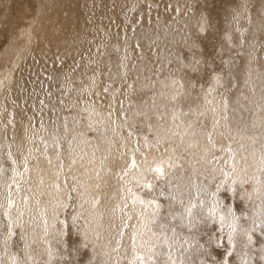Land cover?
I'll list each match as a JSON object with an SVG mask.
<instances>
[{
	"label": "rangeland",
	"instance_id": "rangeland-1",
	"mask_svg": "<svg viewBox=\"0 0 264 264\" xmlns=\"http://www.w3.org/2000/svg\"><path fill=\"white\" fill-rule=\"evenodd\" d=\"M47 1L0 0V264H264V0Z\"/></svg>",
	"mask_w": 264,
	"mask_h": 264
},
{
	"label": "bare ground",
	"instance_id": "bare-ground-1",
	"mask_svg": "<svg viewBox=\"0 0 264 264\" xmlns=\"http://www.w3.org/2000/svg\"><path fill=\"white\" fill-rule=\"evenodd\" d=\"M46 1H47V0H46ZM51 1H52V0H51ZM54 1H55V0H54ZM54 1H52V2H54ZM78 1H79V0H78ZM91 1H92V0H91ZM49 2H50V1L48 0L46 3L49 4ZM52 2H51V4H52ZM25 3H26V2H25ZM25 3H24V4H25ZM46 3H45V5H46ZM54 3H55V2H54ZM54 3H53V4H54ZM59 3H60V2H59ZM89 3H90V2H89ZM48 4H47V5H48ZM56 4H57V3H56ZM37 5H38V4H37ZM45 5H43V6H45ZM50 6H51V5H50ZM58 6H59V5H58ZM75 6L77 7V5H75ZM79 6H80V5H79ZM37 7H38V6H37ZM59 7H60V6H59ZM82 7H83V4H82ZM44 8H45V7H44ZM51 8H54V10H55L56 7H55V6H54V7L51 6ZM51 8H50V10H51ZM77 8H78V7H77ZM77 8H76V9H77ZM80 8H81V7H80ZM37 9H38V11H39L40 8H36V10H37ZM46 9H47V8H46ZM71 9H72V8H71ZM25 10H26V9H25ZM25 10H24V11H25ZM27 10H28V9H27ZM27 10H26V11H27ZM58 10H59V9H58ZM58 10H56V11H58ZM60 10H61V9H60ZM26 11H25V12H26ZM45 11L49 12L48 10H45ZM56 11H55V13H58V12H59V11H58V12H56ZM32 12H33V11H32ZM34 12H35V11H34ZM71 12H73V11H71ZM75 12H76V11H75ZM36 13H37V12H36ZM44 13H45V12H44ZM51 13H52V12H51ZM55 13H53V14H55ZM65 13H66V12H65ZM37 14H38V13H37ZM37 14H36V15H37ZM45 14H46V13H45ZM48 14H49V13H48ZM53 14H51V16H52ZM69 14H72V13H69ZM69 14H68V16H69ZM73 14H74V13H73ZM34 15H35V13H34ZM58 15H59V14H58ZM58 15H57V16H58ZM14 16H15V15H14ZM29 16H31V15H29ZM71 16H72V15H71ZM15 17H16V16H15ZM55 17H56V16H54V19L56 20ZM17 18H18V17H17ZM23 18H24V17H23ZM23 18H22V19H23ZM59 18H60V17H57V19H59ZM15 19H16V18H15ZM18 19H19V18H18ZM31 19H32V18H31ZM45 19H46V22H43V20H42V22H41V19L39 20L40 22H38L39 24L42 23L43 25L39 26V24H36V25L33 27L34 31L31 29L32 33L36 34V39H38V38H44V36L48 37V30H49V29L46 28V24H47V25L49 24V27H50V21L47 23V17H46V16H45ZM50 19H52V18L50 17ZM63 19H64V18H62V20H63ZM68 19H69V17H68ZM19 20H20V19H19ZM33 20H34V19H32V21H33ZM65 20H66V19H65ZM16 21H17V20H16ZM52 21H53V20H51V22H52ZM63 21H64V20H63ZM63 21H62V22H63ZM53 22H55V21H53ZM58 22H59V21H58ZM65 22H66V21H65ZM24 23H25V22H24ZM30 23H31V22H28V23H27V26H29ZM66 23H67V22H66ZM72 23H73V22H72ZM72 23H71V24H72ZM15 24H16V23H15ZM53 24H54V23H53ZM56 24H61V23H57V22H56ZM62 25H63V24H62ZM65 25H67V24H65ZM69 25H70V24H69ZM69 25H68V26H69ZM73 25H74V24H73ZM27 26H26V27H27ZM71 27H72L71 29H73V26H71ZM59 28H61V26H60ZM59 28H58V29H59ZM75 28H76V27H75ZM77 28H78V26H77ZM79 28H80V27H79ZM22 29H23V28H22ZM58 29H57V30H58ZM61 29H62V28H61ZM68 29H70V27H69ZM90 29H91V28H90ZM5 30H6V29H5ZM59 30H60V29H59ZM65 30H66V29H65ZM73 30H74V29H73ZM73 30H71V31L73 32ZM79 30H80V29H79ZM8 31H9V30H8ZM19 31H20V30H19ZM19 31H17V32H19ZM53 31L56 32L55 30H53ZM60 31H61V30H60ZM77 31H78V30H77ZM81 31H82V30H81ZM90 31H91V30H90ZM65 32H66V31H65ZM79 32H80V31H79ZM19 33H21V31H20ZM69 33H70V31H69ZM64 34H65V33H64ZM77 34H79V33H77ZM67 35H68V34H66V36H67ZM70 35H72V33H71ZM70 35H69V38H70ZM75 35H76V34H75ZM82 35H83V32H82ZM58 36H59V35H58ZM66 36L64 35V37H66ZM72 36H73V35H72ZM8 37H9V36H8ZM60 37H61V36H60ZM60 37H59V38H60ZM64 37H61V39H63ZM81 38H82V37H81ZM85 38H86V35H85ZM66 39H68V38H66ZM66 39H65V40H66ZM70 39H71V38H70ZM73 39H74V38H73ZM76 39H78V38L76 37ZM41 40H42V39H41ZM71 40H72V39H71ZM81 40H82V39H81ZM84 40H85V39H84ZM60 41H61V40H60ZM66 41H67V40H66ZM69 41H70V40H69ZM72 41L74 42V40H72ZM72 41H71V42H72ZM40 42H42V41H40ZM58 42H59V41H58ZM76 42L81 43V42H79V41H76ZM84 42H85V41H84ZM62 43H63V42H62ZM74 43H75V42H74ZM42 44L44 45V43H42ZM53 44H55V43L53 42ZM56 44H57V43H56ZM59 44H60V43H59ZM57 45H58V44H57ZM57 45H56V47H57ZM65 45H68V43H67V44L65 43ZM72 45L74 46V44H72ZM77 45H78V44H77ZM77 45H76V46H77ZM80 45H81V44H80ZM40 46H42V45H40ZM40 46H39V47H40ZM44 46H46V45H44ZM53 46H54V45H53ZM32 47H35V45H32ZM42 47H43V46H42ZM47 47H48V46H47ZM65 47H66V46H65ZM74 47H75V46H74ZM74 47H73V49H74ZM78 47H79V46H77V48H78ZM37 48H38V47H37ZM44 48H45V47H44ZM60 48L62 49V48H64V47H60ZM68 48H69V46H68ZM71 48H72V47H71ZM71 48H69V49H71ZM47 49L50 50L49 48H47ZM52 49H54V50L57 51L58 48H57V49H56V48H52ZM33 50H34V49H33ZM33 50H32V51H33ZM60 51H61V50H60ZM48 54H50V51H49ZM20 58H21V57H20ZM24 58H25V57H24ZM70 59H71V58H70ZM11 75H12V74H11ZM11 75H10V76H11ZM0 81H1V80H0ZM4 81H5V80H4ZM2 82H3V81H2ZM0 84H1V83H0ZM6 84H7V82H6ZM6 84H5V85H6ZM15 85H17V84H15ZM89 85H90V84H89ZM1 86H2V85H1ZM4 87H5V86H4ZM6 87H7V86H6ZM86 87H87V86H86ZM100 87H101V86H100ZM0 89H2V88H0ZM5 90H6V88H5ZM5 90H4V91H5ZM98 90H99V89H98ZM0 91H2V90H0ZM26 91H28V90H26ZM5 92H6V91H5ZM25 93H27V92H25ZM5 94H6V93H5ZM30 94H31V93L26 94V97L29 96ZM88 94H89V93H88ZM88 94H86V95H88ZM17 95H18V94H17ZM34 95H35V94H34ZM34 95H33L32 97H34ZM91 95H92V93H91ZM22 96L24 97V94H23ZM61 96H62V95H61ZM19 97H20V96H19ZM32 97H31V98H32ZM35 97H36V96H35ZM53 97H54V96H53ZM12 98H13V95H12ZM29 98H30V97H29ZM24 99H25V98H24ZM37 99H38V98H37ZM1 100H2V99H1ZM21 100H22V98H21ZM28 100L30 101V99H28ZM31 100H32L31 102L35 101L34 99H31ZM16 101H17V100H16ZM22 101H23V100H22ZM24 102H25V101H24ZM24 102H23V103H24ZM99 102H100V101H99ZM5 103H6V102H5ZM6 104H7V103H6ZM24 104H25V103H24ZM29 104H30V103H29ZM53 104H54V103H53ZM57 104H58V103H57ZM120 104H121V103H120ZM48 105H49V104H48ZM34 106H35V104H34ZM173 106H174V105H173ZM15 108H16V107H15ZM35 108H36V107H35ZM44 108H46V107H44ZM47 108H48V107H47ZM50 108H51V107H50ZM38 109H39V108H38ZM12 110H13V109H12ZM47 110H48V109H47ZM253 110H254V107H253ZM9 111H10V110H9ZM43 111H44V110H43ZM113 111H114V110H113ZM116 112H117V111H116ZM15 113H16V112H15ZM31 113H32V112H31ZM170 113H171V112H170ZM181 113H182V112H181ZM196 113H197V112H196ZM0 114H1V113H0ZM188 114H189V113H188ZM200 114H201V113H200ZM29 115H30V114H29ZM172 115H173V114H172ZM5 116H6V115H5ZM16 116H17V115H16ZM47 116H48V115H47ZM93 117H94V116H93ZM174 117H175V116H174ZM9 119H10V118H9ZM14 119H15V118H14ZM28 120H29V119H28ZM31 120H32V119H31ZM3 121H4V120H3ZM16 121H17V120H16ZM18 121H19V120H18ZM26 121H27V120H26ZM178 121H179V120H178ZM27 122H28V121H27ZM29 122H30V121H29ZM40 122H42V121H40ZM188 122H189V121H188ZM22 123H23V122H22ZM43 123H44V122H43ZM113 123H114V122H113ZM190 123H191V122H190ZM16 124H17V122H16ZM20 124H21V123H20ZM57 124H58V123H57ZM145 124H146V123H145ZM8 125H9V124H8ZM8 125H7V126H8ZM13 125H14V124H13ZM17 125H19V122H18ZM5 126H6V123H5ZM15 126H16V125H15ZM58 126H59V124H58ZM58 126H57V127H58ZM61 126H62V125H60V127H58V128H62ZM25 127H26V125H25ZM26 128H27V127H26ZM230 128H231V127H230ZM28 129H30V128H28ZM41 129H42V128H41ZM142 129H143V128H142ZM50 130H52V128H50ZM50 130H49L48 133H50ZM57 130H58V129H57ZM61 130H62V129H61ZM86 130H87V129H86ZM58 131H59V130H58ZM20 134H21V133H20ZM51 135H52V134H51ZM62 135H63V133H62ZM77 135H78V134H77ZM134 136H135V134H134ZM18 137H19V136H18ZM20 137H21V136H20ZM22 137H23V136H22ZM35 137H36V136H35ZM77 137H78V136H77ZM77 137H76V138H77ZM140 137H141V136H140ZM41 138H42V137H41ZM138 138H139V137H138ZM29 139H30V137H29ZM37 139H38V138H37ZM52 139H53V137H52ZM47 140H48V139H47ZM20 142H21V141H20ZM29 142H30V141H29ZM40 142H41V141H40ZM72 142H73V141H72ZM21 143H22V142H21ZM30 143H31V142H30ZM24 144H25V143H24ZM123 144H124V143H123ZM29 145H30V144H29ZM128 145H129V144H128ZM6 146H7V145H6ZM126 148H127V147H125V149H126ZM158 149H159V148H158ZM16 166H17V165H16ZM154 167H155V166H154ZM7 219H8V218H7ZM11 229H12V228H11ZM173 237H174V236H173Z\"/></svg>",
	"mask_w": 264,
	"mask_h": 264
}]
</instances>
